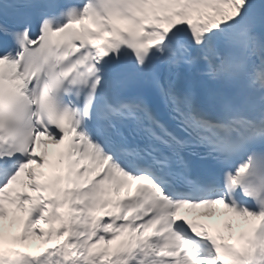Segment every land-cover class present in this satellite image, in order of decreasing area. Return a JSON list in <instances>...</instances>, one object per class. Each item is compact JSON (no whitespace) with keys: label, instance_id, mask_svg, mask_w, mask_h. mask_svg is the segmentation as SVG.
<instances>
[{"label":"snow or ice","instance_id":"1","mask_svg":"<svg viewBox=\"0 0 264 264\" xmlns=\"http://www.w3.org/2000/svg\"><path fill=\"white\" fill-rule=\"evenodd\" d=\"M0 264H264V0H0Z\"/></svg>","mask_w":264,"mask_h":264}]
</instances>
